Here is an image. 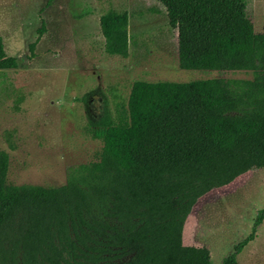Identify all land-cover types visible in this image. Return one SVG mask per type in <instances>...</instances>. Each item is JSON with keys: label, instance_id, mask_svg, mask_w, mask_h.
<instances>
[{"label": "trees", "instance_id": "1", "mask_svg": "<svg viewBox=\"0 0 264 264\" xmlns=\"http://www.w3.org/2000/svg\"><path fill=\"white\" fill-rule=\"evenodd\" d=\"M156 1L176 30L181 69L252 78L133 81L125 103L104 101L88 118L97 158L69 166L59 186L9 183L0 150V264H212L207 247L183 244V227L201 196L264 167V32L246 0ZM129 18L99 16L108 55L127 57ZM16 67L0 37V70ZM263 220L264 207L222 264H237Z\"/></svg>", "mask_w": 264, "mask_h": 264}, {"label": "rangeland", "instance_id": "2", "mask_svg": "<svg viewBox=\"0 0 264 264\" xmlns=\"http://www.w3.org/2000/svg\"><path fill=\"white\" fill-rule=\"evenodd\" d=\"M0 0V37L15 69L0 70V150L11 184L59 186L69 166L97 158L101 141L86 131L107 101L125 103L135 80L250 79L251 71L181 69L177 33L156 0ZM255 32H264V0H246ZM130 14L127 57L104 50L99 16ZM44 22L43 33L38 28ZM39 38L32 53L29 43ZM264 207V167L201 196L188 215L184 245L205 246L222 261ZM237 264H264V220Z\"/></svg>", "mask_w": 264, "mask_h": 264}, {"label": "crops", "instance_id": "3", "mask_svg": "<svg viewBox=\"0 0 264 264\" xmlns=\"http://www.w3.org/2000/svg\"><path fill=\"white\" fill-rule=\"evenodd\" d=\"M183 235V234H182Z\"/></svg>", "mask_w": 264, "mask_h": 264}]
</instances>
